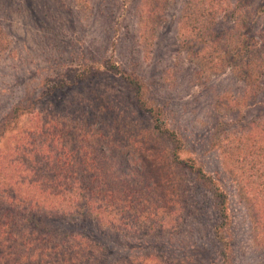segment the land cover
<instances>
[{
  "label": "trees",
  "instance_id": "1",
  "mask_svg": "<svg viewBox=\"0 0 264 264\" xmlns=\"http://www.w3.org/2000/svg\"><path fill=\"white\" fill-rule=\"evenodd\" d=\"M167 1L141 0L138 36L144 45L155 40ZM263 9L256 0H184L179 15L182 45L201 44L196 52L207 53L201 72L229 69L245 86L230 102L222 97L218 109H237L238 115L256 109L247 124L232 129V123L219 120L210 142L262 240L264 21L256 25ZM219 19L227 24L218 29ZM108 78L127 90L128 116L119 109L118 96L95 91L94 84ZM52 80L44 83V97L58 94L64 100L74 90L83 96L71 97L70 105L56 103L65 121L53 119L54 127L42 120L22 128L12 123V148L0 156V264H172L155 254H124L82 233H60L52 222L89 220L128 237L177 234L190 193L188 173L211 193L221 220L214 227L215 240L223 246L219 255L223 264H231L227 195L184 154L183 139L148 100L139 77L103 59ZM29 111L19 102L12 107V121Z\"/></svg>",
  "mask_w": 264,
  "mask_h": 264
},
{
  "label": "rangeland",
  "instance_id": "2",
  "mask_svg": "<svg viewBox=\"0 0 264 264\" xmlns=\"http://www.w3.org/2000/svg\"><path fill=\"white\" fill-rule=\"evenodd\" d=\"M166 3L155 40L144 45L138 36L141 0H0V156L12 148L16 134L12 123L22 128L42 120L40 123L47 121V126L54 127L53 119L65 121L63 112L55 109L62 96L44 97L45 82L53 83V78L63 74L70 76L74 68L86 63L113 60L139 77L148 100L162 109L169 127L183 139L184 154L193 157L226 193L231 264H264V240L252 231L245 204L222 156L210 142L219 120L232 123V129L238 123L247 124L256 109L239 115L237 109H218L222 97L230 102L245 86L229 69L201 72L207 53L196 51L202 45H182L179 15L184 0ZM258 13L257 28L264 21V9ZM226 24L219 19L216 28ZM108 79L95 83V91L118 96V107L128 116L127 90L120 81ZM79 96L83 95L71 91L61 103L70 105L69 99ZM259 99L264 104V95ZM19 102L30 111L12 121V107ZM237 106L243 109V103ZM187 178L190 193L177 234L128 237L89 220H58L52 225L60 233H82L93 243L109 244L127 255L155 254L172 264H223L219 255L223 246L214 235L221 220L211 193L191 173Z\"/></svg>",
  "mask_w": 264,
  "mask_h": 264
}]
</instances>
